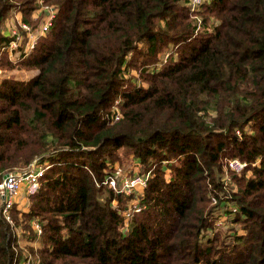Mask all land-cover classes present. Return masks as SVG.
Wrapping results in <instances>:
<instances>
[{
	"label": "trees",
	"instance_id": "trees-1",
	"mask_svg": "<svg viewBox=\"0 0 264 264\" xmlns=\"http://www.w3.org/2000/svg\"><path fill=\"white\" fill-rule=\"evenodd\" d=\"M44 2L59 7L53 28L28 56L4 53L0 64L32 73L0 80V177L37 156L52 165L29 211H13L25 229L43 223L31 249L40 264H264V0H208L198 12L189 0ZM37 4L0 0V44L14 10L37 25ZM169 48L177 59L149 72ZM126 62L144 85L122 90ZM232 157L252 169L233 175L244 233L202 241L211 186ZM130 158L153 177L124 234L130 197L97 182ZM17 244L0 215V264H13Z\"/></svg>",
	"mask_w": 264,
	"mask_h": 264
},
{
	"label": "built area",
	"instance_id": "built-area-1",
	"mask_svg": "<svg viewBox=\"0 0 264 264\" xmlns=\"http://www.w3.org/2000/svg\"><path fill=\"white\" fill-rule=\"evenodd\" d=\"M206 1L208 0H189L188 5L192 12H198ZM37 5L32 16L33 20L37 21L36 26L24 21L21 12L14 16L9 15L6 18L3 34L9 38V41L0 44V64L4 53H7L12 62H18L28 56L40 38L45 36L55 25L59 7L55 4L46 3L44 0H38ZM198 20L201 23V19L199 18ZM131 56L132 53L127 56V61L130 60ZM170 58L173 60L177 59V53L173 49L166 51L157 63L149 65L147 67L148 71L151 73L158 72ZM3 71L5 70L0 68V80L7 77H1ZM123 78L125 79V83L122 90L127 89L130 83H134L137 86L144 85L137 70L127 67V62L123 66ZM121 103L122 96L119 95L109 115L113 122L119 121L122 118ZM244 131L247 133L252 132L250 124L246 125ZM242 133L241 129L238 128L236 130L237 135L241 136ZM260 161L258 159L254 162L252 164L253 167L258 166ZM164 164L167 165V162ZM249 165L248 161L238 157L225 159L220 175L219 188L211 186L212 209L209 213V218L213 222V225L204 230L202 241L213 238L227 224L231 226L230 235L235 234V232L239 234L244 233V230L235 223V218L240 209L239 205L235 202L234 194L238 192V185L234 181L233 175H242L246 172V175L250 176L252 169L249 168ZM51 166L48 160L37 156L28 166L10 170L0 177V215L11 226L13 237L16 238L18 243L14 247L13 264H40V258L21 242L23 237L26 236L34 243L33 245L37 249V243L41 240L43 234V223L38 218H34L30 221L31 229L27 230L23 227L22 223H18L14 218L13 211L16 209L20 212V219L22 213L27 212L25 207L30 205V198L39 192L42 178ZM165 171L167 177H170L171 170L165 167ZM151 177H153L152 170L131 174L121 167L120 164L116 163L112 171L106 175L105 180L97 182L99 186L103 184L118 194L130 197L126 203V207L121 210L123 216L121 231L124 234L129 232L134 215L145 208V205L141 201ZM118 203L117 199L113 200L114 206H118Z\"/></svg>",
	"mask_w": 264,
	"mask_h": 264
},
{
	"label": "rangeland",
	"instance_id": "rangeland-1",
	"mask_svg": "<svg viewBox=\"0 0 264 264\" xmlns=\"http://www.w3.org/2000/svg\"><path fill=\"white\" fill-rule=\"evenodd\" d=\"M20 13L19 10H14L10 16H14L16 14ZM22 14V13H21ZM32 16H33V13H32ZM5 29V27H4ZM171 48H169L170 50ZM168 51V50H167ZM4 70V69H3ZM31 72L29 71H26V70H13V71H3V75H1V77L3 76H12V77H16L18 79H21V80H25V79H28L30 76H31ZM121 165V167H123L127 172L131 173V174H134V171L135 172H140V165L138 163V160H134L133 162L131 161V158L129 159V161H126L124 163H118ZM230 229H231V226L230 225H226L223 229H221L218 233H221L223 235H225L226 237H229L230 235ZM28 230V229H27ZM30 246V247H29ZM28 248L32 249L34 248L33 246L29 245ZM41 246V240H39V245L38 247Z\"/></svg>",
	"mask_w": 264,
	"mask_h": 264
},
{
	"label": "crops",
	"instance_id": "crops-1",
	"mask_svg": "<svg viewBox=\"0 0 264 264\" xmlns=\"http://www.w3.org/2000/svg\"><path fill=\"white\" fill-rule=\"evenodd\" d=\"M30 209V205L29 206H27V207H25V210L26 211H28ZM23 245H25V246H29V245H31V246H33L34 247V243L31 241V240H29L26 236H24L23 237V240H22V242H21ZM37 245H39V242L37 243ZM30 247V246H29ZM35 248V247H34Z\"/></svg>",
	"mask_w": 264,
	"mask_h": 264
}]
</instances>
